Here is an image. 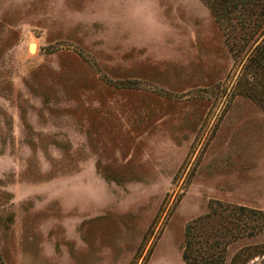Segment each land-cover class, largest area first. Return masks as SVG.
Here are the masks:
<instances>
[{"label": "rangeland", "instance_id": "rangeland-1", "mask_svg": "<svg viewBox=\"0 0 264 264\" xmlns=\"http://www.w3.org/2000/svg\"><path fill=\"white\" fill-rule=\"evenodd\" d=\"M250 42L200 0H0L2 263L185 264L215 201L264 211Z\"/></svg>", "mask_w": 264, "mask_h": 264}, {"label": "trees", "instance_id": "trees-1", "mask_svg": "<svg viewBox=\"0 0 264 264\" xmlns=\"http://www.w3.org/2000/svg\"><path fill=\"white\" fill-rule=\"evenodd\" d=\"M200 1L228 35L238 36L245 43L251 41L238 83L245 96L264 108V0ZM262 232L263 210L215 201L205 214L186 224L181 257L185 264H223L230 244ZM255 258L264 264V243L241 249L231 264H249Z\"/></svg>", "mask_w": 264, "mask_h": 264}, {"label": "bare ground", "instance_id": "bare-ground-1", "mask_svg": "<svg viewBox=\"0 0 264 264\" xmlns=\"http://www.w3.org/2000/svg\"><path fill=\"white\" fill-rule=\"evenodd\" d=\"M30 50H33V46H30Z\"/></svg>", "mask_w": 264, "mask_h": 264}]
</instances>
